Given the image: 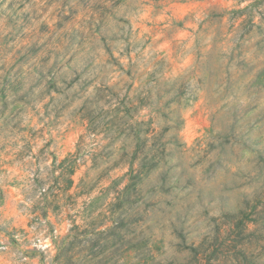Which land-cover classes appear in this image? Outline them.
I'll use <instances>...</instances> for the list:
<instances>
[{
	"label": "rangeland",
	"instance_id": "1",
	"mask_svg": "<svg viewBox=\"0 0 264 264\" xmlns=\"http://www.w3.org/2000/svg\"><path fill=\"white\" fill-rule=\"evenodd\" d=\"M0 264H264V0H0Z\"/></svg>",
	"mask_w": 264,
	"mask_h": 264
}]
</instances>
